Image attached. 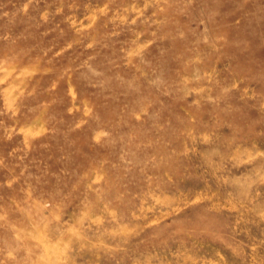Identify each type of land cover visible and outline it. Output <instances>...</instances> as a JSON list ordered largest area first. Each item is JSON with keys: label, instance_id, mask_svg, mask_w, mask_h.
Instances as JSON below:
<instances>
[{"label": "rangeland", "instance_id": "obj_1", "mask_svg": "<svg viewBox=\"0 0 264 264\" xmlns=\"http://www.w3.org/2000/svg\"><path fill=\"white\" fill-rule=\"evenodd\" d=\"M0 264H264V0H0Z\"/></svg>", "mask_w": 264, "mask_h": 264}]
</instances>
